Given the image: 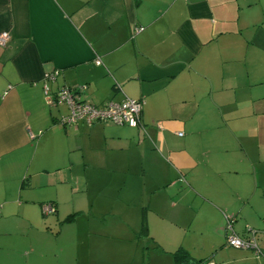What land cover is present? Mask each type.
<instances>
[{
  "label": "crops",
  "instance_id": "0c3cea01",
  "mask_svg": "<svg viewBox=\"0 0 264 264\" xmlns=\"http://www.w3.org/2000/svg\"><path fill=\"white\" fill-rule=\"evenodd\" d=\"M3 31L0 264H97V229L77 206L90 168L121 178L115 236L147 237L144 264L151 249L166 260L155 264H177L178 250L180 264H264V250L221 240L224 216L241 238L237 219L264 201V0H0ZM44 85L97 106L141 100L140 124H63ZM184 221L198 231L186 241Z\"/></svg>",
  "mask_w": 264,
  "mask_h": 264
},
{
  "label": "rangeland",
  "instance_id": "374dc122",
  "mask_svg": "<svg viewBox=\"0 0 264 264\" xmlns=\"http://www.w3.org/2000/svg\"><path fill=\"white\" fill-rule=\"evenodd\" d=\"M62 107V111H68L66 105H63ZM101 151L105 154L106 152L104 151L108 150L102 149ZM77 177H79L80 190L84 193V198L86 200V203L77 204L82 210L85 208V215H83L79 221L82 219V222H84V219H87V223H89V225L91 224L92 228L97 229V231H94V233L91 234L88 240L90 243L93 242L96 247L103 249L104 252L101 256L95 258L98 259L97 264L99 262L102 264H144L145 257L149 259L146 253L147 248L144 245L145 243H149L147 237L140 235V231L132 232L131 229L128 231L124 230L121 236H115V223L117 222L115 216V181H118L117 179L121 180V178H117L115 173H111L108 170H100V168L87 169L84 173L76 176V178ZM85 181L87 182L86 190L84 189ZM255 182L256 181H254L253 177V184H255ZM254 186L255 185H253V187ZM251 203L252 211L250 212L249 217L246 220H240L241 218H238L237 224H234V230L239 236H241V238L246 237V226H249L256 231L264 229V214H262L264 213V201H260L259 196H255L251 200ZM69 210H72L70 204H63L61 206V212L63 214H68V212H70ZM165 218H168V216L166 215ZM168 221V219L165 220V225L170 227L171 224H169ZM183 223L184 225L181 227V231L183 233L182 238H184V241L193 236L192 233L198 235V231L194 228L195 226H189L185 221ZM57 230L58 228H56V231ZM173 235L174 233H170L169 236ZM221 240L223 244H225L224 235ZM257 242L258 250H264V234H257ZM199 247L201 246L195 244L191 246L190 250L193 254H198ZM227 249H232L234 251L243 250L228 246ZM152 250L153 249L149 250L152 254L150 256L151 264L158 263L160 261L159 259H161L163 263L166 261L162 255L158 256L156 253L153 254V252H151ZM204 252L205 253L203 254H207L206 251ZM144 254L146 255L145 257ZM260 254L256 253L259 257L261 256ZM255 261L256 260H254V262ZM257 262L259 261L257 260Z\"/></svg>",
  "mask_w": 264,
  "mask_h": 264
},
{
  "label": "built area",
  "instance_id": "2783aa9c",
  "mask_svg": "<svg viewBox=\"0 0 264 264\" xmlns=\"http://www.w3.org/2000/svg\"><path fill=\"white\" fill-rule=\"evenodd\" d=\"M138 30V29H137ZM135 30V31H137ZM9 39V33L3 31L0 33V45H5ZM101 63L99 58L95 59V64ZM58 70L46 75L47 80H54ZM44 99L48 106L64 104L68 108V115L61 118V122L66 125H77L83 122L91 125L94 122H105L116 125H127L129 127H138L140 124V115L142 110V101L125 97L121 101L110 100L104 105L97 106L79 98L78 93L69 87H60L55 92H50L47 85H44ZM52 203H45L42 206L44 215L53 213ZM225 219V243L235 249H252L260 254L256 244L255 235L257 231L250 230V237L240 238L233 232L234 218L224 216ZM261 234H264L262 229Z\"/></svg>",
  "mask_w": 264,
  "mask_h": 264
},
{
  "label": "trees",
  "instance_id": "16d2710c",
  "mask_svg": "<svg viewBox=\"0 0 264 264\" xmlns=\"http://www.w3.org/2000/svg\"><path fill=\"white\" fill-rule=\"evenodd\" d=\"M72 90H75L77 92V89L76 88H71ZM78 93V92H77ZM72 216V215H71ZM67 218H70L67 217ZM174 258H175V261L177 262V264H180L181 262H184L188 259V256H187V253L183 250H178L174 253ZM202 262V261H199V263Z\"/></svg>",
  "mask_w": 264,
  "mask_h": 264
}]
</instances>
